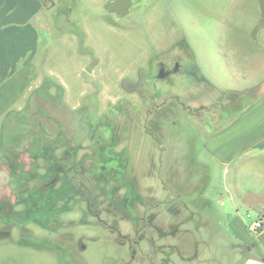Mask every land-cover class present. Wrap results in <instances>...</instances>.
<instances>
[{
  "label": "rangeland",
  "instance_id": "obj_1",
  "mask_svg": "<svg viewBox=\"0 0 264 264\" xmlns=\"http://www.w3.org/2000/svg\"><path fill=\"white\" fill-rule=\"evenodd\" d=\"M214 1L45 0L47 67L84 108L70 111L44 79L5 122L0 264H239L226 214L242 192L264 206V176H234L203 148L264 93V39L221 22ZM159 61L181 71L157 79ZM43 146L84 192L57 202L45 225L23 212L44 180L71 182ZM238 207L247 223L257 217Z\"/></svg>",
  "mask_w": 264,
  "mask_h": 264
},
{
  "label": "crops",
  "instance_id": "obj_2",
  "mask_svg": "<svg viewBox=\"0 0 264 264\" xmlns=\"http://www.w3.org/2000/svg\"><path fill=\"white\" fill-rule=\"evenodd\" d=\"M214 6L226 8L221 22L242 24L240 36L243 38L264 39V0H215ZM49 17L43 0H0V143L5 120L21 110L32 88L40 86L44 79L62 88L63 101L70 111H82L84 108L79 101L74 104L70 102L64 84L55 82V73L47 67V48L53 40L52 30L48 26ZM238 29L234 28L232 32L237 34ZM100 93L101 89L97 98L99 105L102 102ZM203 151L219 166L227 169L231 167L234 176L241 174L252 182L262 180L264 93L257 96L223 129L207 136ZM233 181L236 182L237 178L234 177ZM261 195L251 198L245 196V192L238 193L236 201L233 198L231 201L234 213L226 214V227L233 236L232 242H237L231 244L237 248L235 251L239 264H264V229L251 233L248 226L252 221L247 223L238 207L241 204L251 209L257 216L253 221L264 216V206L256 201L263 198ZM20 233L30 235L32 232Z\"/></svg>",
  "mask_w": 264,
  "mask_h": 264
},
{
  "label": "trees",
  "instance_id": "obj_3",
  "mask_svg": "<svg viewBox=\"0 0 264 264\" xmlns=\"http://www.w3.org/2000/svg\"><path fill=\"white\" fill-rule=\"evenodd\" d=\"M45 2V0H43ZM49 2H54L55 0H46ZM55 87H60L58 85H53ZM12 114L10 115L9 118H7L5 120V122L7 120H9L11 118ZM5 122L2 125L1 128V143H2V139L4 136V126H5ZM0 143V145H1ZM40 153L42 154V156L44 157H48L49 159H51L53 161V163L56 165L57 167V173H64L68 178H70V182H71V188L69 190H63V189H54V188H50L49 186H51V184H53L56 180H51V181H45L44 180V185L45 187H47V190L44 194H40L39 196H37L39 198V200H33L31 202L30 208H28L27 210H25L24 213V218H26L27 216H32L33 218H36L35 223L37 224H43L45 225V223H48L49 218L55 216L58 214V212L55 210V204H57V202H61L63 199H66L68 197H70L71 195H73V192L75 194H81L82 196L84 195V192H79V186L76 182V180L73 178V176H71L72 174V170L70 169V167L67 165L68 160L66 159H57L51 156V151L49 150V148L47 149L46 146H43L42 148L39 149ZM47 176L44 175V178H46ZM47 182V183H46ZM1 210V208H0Z\"/></svg>",
  "mask_w": 264,
  "mask_h": 264
},
{
  "label": "flooded vegetation",
  "instance_id": "obj_4",
  "mask_svg": "<svg viewBox=\"0 0 264 264\" xmlns=\"http://www.w3.org/2000/svg\"><path fill=\"white\" fill-rule=\"evenodd\" d=\"M155 69H156L155 78L162 79L165 77H169L172 73L180 72L181 65L178 61L174 62L173 66L167 65L164 61H159L155 64Z\"/></svg>",
  "mask_w": 264,
  "mask_h": 264
},
{
  "label": "built area",
  "instance_id": "obj_5",
  "mask_svg": "<svg viewBox=\"0 0 264 264\" xmlns=\"http://www.w3.org/2000/svg\"><path fill=\"white\" fill-rule=\"evenodd\" d=\"M246 217L250 218V214H247ZM260 229H264V219L257 218L248 226V230L254 234Z\"/></svg>",
  "mask_w": 264,
  "mask_h": 264
},
{
  "label": "water",
  "instance_id": "obj_6",
  "mask_svg": "<svg viewBox=\"0 0 264 264\" xmlns=\"http://www.w3.org/2000/svg\"><path fill=\"white\" fill-rule=\"evenodd\" d=\"M161 77V76H160Z\"/></svg>",
  "mask_w": 264,
  "mask_h": 264
}]
</instances>
